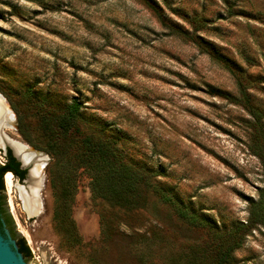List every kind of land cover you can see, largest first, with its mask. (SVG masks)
Returning a JSON list of instances; mask_svg holds the SVG:
<instances>
[{"label":"rangeland","instance_id":"obj_1","mask_svg":"<svg viewBox=\"0 0 264 264\" xmlns=\"http://www.w3.org/2000/svg\"><path fill=\"white\" fill-rule=\"evenodd\" d=\"M148 1L154 8L143 0H0V87L20 102L44 98L54 110L78 98L83 126L116 139L125 158L152 171L170 196L220 230L246 224L250 202L264 194L252 117L214 92L240 97V81L264 114V0ZM172 28L200 36L233 71ZM15 127L11 139L47 155L38 215L28 216L21 181L13 175L9 187L3 179L15 229L31 252L24 264L203 262L204 229L184 222L149 188L122 205L94 194L81 166L67 172L73 229L56 225L53 160ZM233 257L235 264H264L262 224Z\"/></svg>","mask_w":264,"mask_h":264},{"label":"trees","instance_id":"obj_2","mask_svg":"<svg viewBox=\"0 0 264 264\" xmlns=\"http://www.w3.org/2000/svg\"><path fill=\"white\" fill-rule=\"evenodd\" d=\"M143 1L154 8L148 0ZM158 17L162 23H165L160 13H158ZM167 27L169 26L167 25ZM172 30L195 43L203 52L225 68L233 71L230 61L200 36H193L177 28H172ZM238 85L241 92L240 97L234 98L219 90H215L214 93L229 97L236 103L242 104L252 117L254 143L251 147L259 158L264 172V114L254 106L245 86L240 81ZM0 91L5 94L16 114L17 131L23 141L36 148L39 147L38 142L41 143L43 150L53 160L49 167V181L56 193V205L53 211V220L56 225L64 224L66 221V224L73 229L69 213L71 187L73 186L67 172L74 167L81 166L88 169L92 175L91 191L94 194L122 205L138 201L142 191L149 188L162 202L171 205L184 222L193 227L204 229L208 234V240L199 249L203 260L201 264H235L233 253L242 244L251 228L255 224L264 226V194L256 202H250L247 223L237 225L229 230H220L211 221L192 212L177 198L166 192L155 180L152 171L128 161L118 147L116 139L87 130L83 126L82 120L83 105L78 98H73L61 110H54L45 104L44 98L37 100L29 96V99L26 95L24 98H28L29 101L22 100L23 104L26 103L24 106L15 97L6 94L1 87ZM4 158L5 161L0 163L1 216H3V197L6 198L4 187L6 172L10 171L19 181L26 175V170L21 168L20 162L13 156L10 148L4 152ZM5 221L12 236L18 237V248L25 258H30L29 247L25 239L17 233L11 215Z\"/></svg>","mask_w":264,"mask_h":264},{"label":"water","instance_id":"obj_3","mask_svg":"<svg viewBox=\"0 0 264 264\" xmlns=\"http://www.w3.org/2000/svg\"><path fill=\"white\" fill-rule=\"evenodd\" d=\"M0 96H2V98L6 101V98H4L1 93ZM10 110L13 113V118L10 115L9 111L6 109L5 104L0 100V141H2L3 143L0 147L3 148L4 152L6 151L7 148H10L13 156L20 162L21 168L26 170V175L21 180V183H16L18 186H21L22 188L21 191L22 194L20 195V193H18L19 198L22 202V197H23L22 195L23 194L27 195L29 192H32V188H31L32 183L30 181V176H31V172L33 171V169L35 168V166L39 161L37 159L27 163L23 162L16 154L11 143H17L18 145L28 148L34 156L40 159H44V162H46L47 160V155L43 152H38L31 149L30 147H28V145L18 140L11 139L8 133V129L13 127V121L15 122V126L17 122L14 112L12 111L11 108ZM13 211L14 210H7V199L3 197V216L0 215V264H24L25 261L24 254L21 252V250L17 247V245L14 243V241L5 231V220ZM37 214L35 213L32 216H29L28 214V216L34 217Z\"/></svg>","mask_w":264,"mask_h":264},{"label":"bare ground","instance_id":"obj_4","mask_svg":"<svg viewBox=\"0 0 264 264\" xmlns=\"http://www.w3.org/2000/svg\"><path fill=\"white\" fill-rule=\"evenodd\" d=\"M0 100L5 104L6 109L9 111L10 115L13 118V113L11 112L7 102L2 98V96H0ZM11 129H12V131H15V122L14 121H13V127H11ZM2 144H3L2 141H0V146ZM11 145H12L13 149L15 150L16 154L19 156V158L23 162L27 163V162H30L32 160H37V159L39 161L37 163V165L35 166V168L33 169V171L31 172V176H30V181L32 183V186H31L32 192H29L27 195H25V194L22 195L23 196L22 199H23L25 208H26L27 212L29 213V216H32L33 214H35V213L37 214L38 212H40V209H41V203H40L41 201L39 199L40 196H39V189L38 188H40L42 185V180H43L42 168H43V165L45 164V162H44V159H40V158L34 156L28 148L23 147L21 145H18L17 143H11ZM5 179H6L7 185L9 187L14 185L13 174L11 172H7ZM18 188L20 189V195H21L22 194L21 193L22 188H21V186H18ZM27 236L29 238V241H31V237L29 236V234H27Z\"/></svg>","mask_w":264,"mask_h":264},{"label":"flooded vegetation","instance_id":"obj_5","mask_svg":"<svg viewBox=\"0 0 264 264\" xmlns=\"http://www.w3.org/2000/svg\"><path fill=\"white\" fill-rule=\"evenodd\" d=\"M5 231L7 232V234H8L11 238L13 237L12 239L14 240L15 244H16L17 247H18V245H19L18 237H16V236H12L9 227H7V225H6V221H5Z\"/></svg>","mask_w":264,"mask_h":264}]
</instances>
